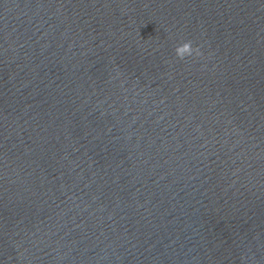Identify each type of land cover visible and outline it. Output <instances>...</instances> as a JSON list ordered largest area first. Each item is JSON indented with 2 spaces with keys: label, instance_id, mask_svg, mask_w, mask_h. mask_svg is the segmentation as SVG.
<instances>
[{
  "label": "water",
  "instance_id": "95a60500",
  "mask_svg": "<svg viewBox=\"0 0 264 264\" xmlns=\"http://www.w3.org/2000/svg\"><path fill=\"white\" fill-rule=\"evenodd\" d=\"M0 264H264V0H0Z\"/></svg>",
  "mask_w": 264,
  "mask_h": 264
}]
</instances>
